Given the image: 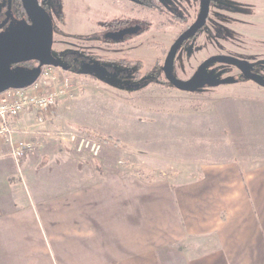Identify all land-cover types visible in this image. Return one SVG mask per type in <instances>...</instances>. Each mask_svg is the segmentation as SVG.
I'll use <instances>...</instances> for the list:
<instances>
[{
  "label": "crops",
  "instance_id": "crops-1",
  "mask_svg": "<svg viewBox=\"0 0 264 264\" xmlns=\"http://www.w3.org/2000/svg\"><path fill=\"white\" fill-rule=\"evenodd\" d=\"M61 110L43 125L32 111L11 120L15 140L38 143L23 160L0 139V264H264V161L141 180L60 141Z\"/></svg>",
  "mask_w": 264,
  "mask_h": 264
},
{
  "label": "rangeland",
  "instance_id": "rangeland-1",
  "mask_svg": "<svg viewBox=\"0 0 264 264\" xmlns=\"http://www.w3.org/2000/svg\"><path fill=\"white\" fill-rule=\"evenodd\" d=\"M59 2L63 16L59 36L64 41L72 35L97 31L108 13L110 17L114 15L101 9L100 0ZM260 5V14L264 17V2ZM255 26L246 29L260 33L262 57L264 23L259 28ZM251 33L228 30V35L217 41V45H231L239 51L245 50L241 45L256 47L258 40ZM169 34L165 30L153 31L150 36L155 35L158 39H152V44L124 53L128 59L142 61L141 81L150 78L146 72L155 64L162 63V38ZM63 44L67 49L78 51L91 48L67 41ZM52 53L56 55L55 48ZM44 70L55 77V80L48 78V84L43 86L44 92L64 84L74 87L72 96L58 102L57 108L59 106L63 114L56 125L65 130L85 128L111 137L117 145L103 144L102 151L109 153V161H113L109 165L136 172L141 180H191L201 164L225 160L232 155L234 160L251 165L264 161L258 157L260 149L264 150V126L260 127V120L264 123V87L251 81L204 93H189L156 84L150 79L133 88H125L121 84L132 83L133 79L114 74L102 78L91 69L89 73H70L61 67H45ZM191 71L192 62L188 63L186 56L179 53L176 74L186 77ZM262 75L264 77V73ZM54 143L55 149L61 144ZM96 160L99 159L89 155L86 161L94 166ZM73 164H80L79 160ZM95 177L96 180L101 179L100 175Z\"/></svg>",
  "mask_w": 264,
  "mask_h": 264
},
{
  "label": "flooded vegetation",
  "instance_id": "flooded-vegetation-1",
  "mask_svg": "<svg viewBox=\"0 0 264 264\" xmlns=\"http://www.w3.org/2000/svg\"><path fill=\"white\" fill-rule=\"evenodd\" d=\"M28 1L0 0V38L10 31L33 24ZM36 1L51 18L52 50L55 48L56 53L52 55L59 67L67 72L93 71L102 78L109 74L121 78L130 77L132 83L121 84L125 88H133L149 79L156 84L176 88L167 77L166 60L173 46L186 35L176 52L172 73L183 81L190 80L195 73H202L198 89L189 93H204L210 89L249 81L257 84L248 79L245 73L263 77L264 56L260 57V33H251L246 28L255 25L259 28L264 23V17L260 14V4L264 0H100L101 9L111 11L114 15L110 17L108 13L97 31L66 38L68 43L79 47H91L79 51L67 49L63 44L66 41L59 36L63 19L59 0ZM163 30L170 34L162 38V63L155 64L146 72L150 78L141 81L142 61L128 59L124 53L135 47L152 44L151 40L157 37L150 34ZM228 30L251 33L252 37L257 38L258 45H241L245 48L242 51L231 45H217V41L228 35ZM179 53L186 56L188 63L192 62V71L186 77H180L175 72ZM234 62H242L244 68ZM38 64V61L30 60L13 67L35 68ZM228 79H232V82H226Z\"/></svg>",
  "mask_w": 264,
  "mask_h": 264
},
{
  "label": "water",
  "instance_id": "water-1",
  "mask_svg": "<svg viewBox=\"0 0 264 264\" xmlns=\"http://www.w3.org/2000/svg\"><path fill=\"white\" fill-rule=\"evenodd\" d=\"M28 10L33 18V24L10 31L0 38V94L10 89L30 87L40 78L43 67H59L58 61L52 55L53 25L50 16L38 5L36 0L28 1ZM183 37L173 46L166 60V74L177 89L194 92L199 87L202 73H195L187 81L177 79L172 73L174 58ZM30 60L38 61V66L35 68L13 67L15 64ZM234 63L240 68H244L242 62ZM245 75L248 79H252L264 87V77L261 75L254 76L248 73ZM226 82L231 83L232 79H228Z\"/></svg>",
  "mask_w": 264,
  "mask_h": 264
},
{
  "label": "built area",
  "instance_id": "built-area-1",
  "mask_svg": "<svg viewBox=\"0 0 264 264\" xmlns=\"http://www.w3.org/2000/svg\"><path fill=\"white\" fill-rule=\"evenodd\" d=\"M51 67L46 66V68ZM50 77L55 80L54 75L43 70L40 78L30 87L10 89L0 94V139L10 146V153L16 161L35 152L38 143L30 139L15 140V130L11 120L26 111H32L37 124L43 125L53 119L58 102L73 95L74 87L67 84L44 92L43 86ZM56 135L62 142L72 144L79 153H87L92 158H99L102 154L103 143L86 133L60 128L56 131Z\"/></svg>",
  "mask_w": 264,
  "mask_h": 264
},
{
  "label": "trees",
  "instance_id": "trees-1",
  "mask_svg": "<svg viewBox=\"0 0 264 264\" xmlns=\"http://www.w3.org/2000/svg\"><path fill=\"white\" fill-rule=\"evenodd\" d=\"M80 132H83V133H86V134H88V135H90V136H92V137H94V138H96V139H98L99 141H101L103 144H110V145H114V146H116L117 145V141H115L114 139H112L111 137H107V136H104V135H101V134H98V133H96V132H94V131H90V130H87V129H85V128H79L78 129ZM37 143V142H36ZM38 149V146L36 147V150ZM35 150V151H36ZM30 154H32V153H30ZM30 154H27L24 158H26L28 155H30Z\"/></svg>",
  "mask_w": 264,
  "mask_h": 264
}]
</instances>
